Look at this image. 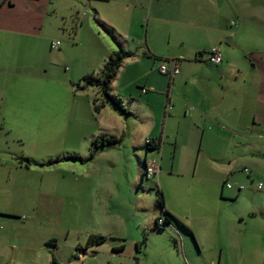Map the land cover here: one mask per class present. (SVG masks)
<instances>
[{
	"label": "rangeland",
	"instance_id": "rangeland-1",
	"mask_svg": "<svg viewBox=\"0 0 264 264\" xmlns=\"http://www.w3.org/2000/svg\"><path fill=\"white\" fill-rule=\"evenodd\" d=\"M52 2H55V5L53 3L50 7L60 5L62 8V11H59L64 18L61 20L62 29L54 33H57L55 40L61 41L63 51H52L54 57L51 56V59L58 61L59 66L49 68L52 72L56 69L58 76L50 75L49 71V79L45 81L47 87L43 102L46 103V111L41 115L35 113L33 115L42 118L43 123L39 126V123L30 118L23 124H16V131L9 136L1 130L0 123V161L8 162L4 167L0 165V208L21 212L23 207L24 210L31 207L27 203L22 205L20 195L24 194L19 192L20 187L18 189L13 187L20 182L21 178H17L20 173H24L33 182V190L39 189L40 185L43 191L46 186L50 191L49 196L37 200L36 211L40 215L43 214L44 219L42 225L40 222L35 223L33 229L39 228V237L40 233L44 235L48 232L47 237H53L56 246L50 245L48 250L43 249L38 257L35 256L37 252L33 251L34 254H30L33 264H211V260H219L220 249H222L220 264H264V189L260 190L257 187L259 183H264V121L254 125L249 119L254 112L259 116L257 111L260 107H251L247 114L249 118L241 123L243 126L241 133L252 134L255 137L241 135L234 143L235 147L229 160L219 163L233 171L227 175L229 183L246 186L240 197L237 200L232 198L221 200L216 191L211 189L208 192L206 188L196 189L199 191L189 188L185 192L187 196H190L191 191L197 196L198 208H207L206 217L210 214L209 223L214 224L218 221L216 214L225 216V223H221L224 227L220 229L218 225V230L210 229L202 236L196 227L195 232L201 240V246L194 231L192 233L177 226H167L164 233L149 235L146 240L147 246L142 245L145 234L148 237V225L155 216L157 186L169 188L171 184L175 186L177 183L186 184L188 178L182 174L188 170L192 171V167L180 169V175H167L166 172L159 171L155 177L148 179L142 177L141 171H144V166L142 170L139 162V158L145 157V148L140 145L146 144V138L159 141L164 127L169 133L176 132L179 120L170 117L177 113L175 104L177 97L184 98L183 78L189 67L188 61L187 59L183 61V73L175 77V81L178 78L177 83L172 86L175 89L173 99L175 108L170 111L168 107H172V104L168 105L165 92L169 86V76L162 75L159 67L161 64H168L170 62L168 59L178 57L182 46L180 47L178 41H170L167 35H164L157 39L160 58L155 60L152 56H147L144 43H136L135 39L134 41L131 39L143 33L142 36L144 35L147 41L149 16L147 12L146 15H142V12L133 9L132 6L128 9L126 5L128 0H124V5L119 0ZM95 10L101 14L100 19L108 26H101L97 22L94 17ZM133 20L136 24L131 28L128 22ZM250 23L249 34L242 39L245 49L241 46L242 49L237 50L236 55L241 57L244 51L254 50V57H262L264 60V19L261 23L260 17L255 16ZM109 26L114 29L113 33L108 31ZM151 26L153 29L152 23ZM159 28L165 30L161 25L155 26L156 31ZM114 38L122 43L120 45L124 46L125 51L133 52V56L124 61L112 83L113 92L122 98L125 111L109 103L98 114L93 109V89L74 94L73 90L74 88L77 90V85L73 87L70 83L65 81L61 83L54 78L59 79L60 75L64 78L63 73L74 74L78 72V68L88 65H91L92 71L99 72L105 60L121 50ZM256 62L259 64L258 60ZM202 65L205 68L217 67L207 60V55L203 58ZM46 66L48 67V64ZM62 66H68L69 70L64 71ZM257 75L261 78L263 74ZM45 82L31 80L35 86L40 83L45 85ZM252 84L256 90L250 92L249 97L250 105L254 106L256 102L258 105L260 99L257 85L264 86V81ZM143 89H149L150 92L145 94ZM242 93L241 105L246 102ZM149 104L153 105V111L150 110ZM182 117L181 124L189 131L185 124L186 119L183 115ZM149 121L150 124L151 121L153 123L152 127L150 125L153 131L149 130ZM246 123L253 129H247ZM201 124V128L209 130V124ZM101 133L117 137L119 144L107 146L111 144L110 141L100 140L98 143L100 146L95 148L92 141L94 136L103 135ZM121 134L124 136L121 137ZM196 134L197 132H191V135L187 136L183 131L177 139L179 152L184 153L183 162L191 159L194 166L201 144V139L198 141L194 138ZM161 141L165 146L161 156L163 161L160 160L158 150L149 152L147 160L150 162V159L156 157L165 169L171 168L173 163L177 168L180 165V155L178 151L175 153V138L164 137ZM203 144H207V140H204ZM104 145L106 147L103 148V152H98ZM133 146L140 148L136 150ZM92 152L93 158H90ZM237 154L241 157L238 158ZM19 156L29 157L38 163H46L49 159L55 160L57 157L63 159L50 166L32 163L29 166L31 171H20V167L12 169V160L17 162ZM204 159H207L204 155L199 157L201 166L204 165ZM230 160L232 161L229 164ZM246 168L252 171L253 183L249 174L245 172ZM10 174L11 179L8 178ZM76 176L79 178L77 187L68 183L74 181ZM57 185H62L66 191L64 202L54 194ZM69 187H73L69 189L72 193L68 192ZM74 189H77L76 194ZM174 193L175 191L173 195ZM254 200H257V205L253 204ZM258 204L262 211L255 208H259ZM252 212H256V216L251 214ZM240 216L244 218L241 222ZM229 231L233 240L227 238ZM226 233L227 240L223 242ZM92 235H101L105 237V241L90 246L93 253L90 252L86 256L87 241ZM214 237L216 247L212 246ZM236 239L240 240L238 247ZM228 240L232 241V245L228 244ZM137 243L141 248L146 247L143 253L136 251ZM123 245L125 249L118 250ZM45 255L48 256L47 260ZM53 258L57 263H53Z\"/></svg>",
	"mask_w": 264,
	"mask_h": 264
},
{
	"label": "crops",
	"instance_id": "crops-1",
	"mask_svg": "<svg viewBox=\"0 0 264 264\" xmlns=\"http://www.w3.org/2000/svg\"><path fill=\"white\" fill-rule=\"evenodd\" d=\"M52 1L53 0H4L0 4V123L1 130L4 131L7 136L16 131V124H23V122L28 121L30 118L39 123V126L40 123H43L42 118H36L33 115L34 113L41 115L42 112L46 111V103L45 101L43 102L44 91L47 87L45 81L49 79V71L51 72L50 75L58 76L56 69L54 72L49 69H54L56 66H59L58 61L51 59V56L54 57L52 51H63L61 45L58 49H52L51 47L53 42L59 41L55 40V35L57 33L55 34L54 32L62 29L61 20L64 19L59 14L62 11L60 5L50 7L53 3L55 5V2ZM119 2L124 5V0H119ZM126 5L128 9L132 6L133 9L142 12V15H146V12L149 15L147 21V41L144 39V35L142 36L143 33H141V35L137 34L136 38H131L133 41L135 39L136 43H144L146 46L145 54H147V56H152L155 60L160 58V46L157 47V39L167 35L170 41L176 40V42L178 41V44H180V47L182 46L181 51L178 52V57L168 59L169 61L174 60L179 64L180 72L177 75L180 76L183 73L182 68L184 60L187 59L186 61H188L189 64L183 78L185 85L184 98L177 97V101H175L177 113L170 117L179 120L176 132L169 133V130L167 131V128L164 127L161 131L158 141L159 146L157 148L147 149L146 144L143 146L140 145L142 148H145V157L144 159L139 158V162L142 170L144 166V171H141L142 177L144 178L146 177V164L149 162L147 160L149 152L158 150L160 160H162L161 156L165 147L163 146L164 144H162V138L166 137L169 139L174 137L176 141L174 149L175 153H177V151L179 152L180 150V146L177 143L178 136L182 134L183 131L184 135L187 136H190L191 132H197L194 138L198 139V141L201 139V144L199 150H197L198 157L195 161V166L192 164L191 159L188 160V162H183V152H179L180 165H178L177 168H175V163H173L171 168L165 169L161 161L156 157L150 159V162L156 163L159 167V171H161V173L166 172L167 175H180V169L184 167H189L191 169L192 167L191 172L188 170L186 173L182 174L185 178H188L186 184L177 183L176 186L171 184L169 188H164L163 186L161 188L158 185L157 190L162 189L165 209L180 221V223H178L170 217L171 223L165 225V227H183L181 224L184 225V227H187L191 232L194 231L197 236V242L201 246V240H199L195 228H199V234L202 236L207 233V231H210V229L218 230V225H220V229L224 227L221 223H225L226 217H222V214H216V217L219 218L218 221L214 224L209 223L208 219L210 214L206 217L208 212L207 208H198L199 199L197 196L194 195L192 191L190 196H187L185 192L189 188L191 190L194 189V191L196 189L206 188L208 192L211 191V189L214 192L216 191V194L219 195L221 200H228L226 198L237 200L242 194V190L246 189V186L244 184L236 186L229 183L227 175L229 172H231L229 174H232L233 171L219 163L229 160L231 151L235 147L234 143L241 135L250 138L255 137L252 134L245 135L241 133L243 128L241 123L249 118L247 114H249L248 111L251 107H260L257 111L259 116L254 112L253 116L249 118L252 123L258 125L264 121V86L257 85L260 90L258 105L256 102V105L251 106L249 97V93H253V91L256 90L255 85L252 83L256 81L261 83L264 81V60L262 57L255 58L254 50L249 52L244 51L245 47L242 43L243 37H247L249 34L251 19H255V16H259L261 23H263L264 0H128ZM100 16L101 14L95 10L94 17L97 22L101 26H108L102 22ZM128 23L131 28H134L136 24L134 20ZM151 23L154 25L153 29ZM160 25L163 26L165 30L159 28L158 31H156L155 26ZM113 30L114 29L111 27L108 29L111 33H113ZM114 40L119 45L120 49L125 51L123 48L124 46L120 45L122 43L118 42L116 38H114ZM241 46L244 47V52L241 57H238L236 51L242 49ZM212 47H217L222 52L223 61L220 64H214L209 60L208 51ZM125 52L130 53L129 57L133 56V52ZM205 55H207V60L217 67L205 68L202 65V60L205 58ZM55 57L58 56L55 55ZM108 59L105 60L104 65ZM256 60L259 61V64ZM46 64H48V67ZM73 64L75 66V63ZM62 69L68 71L69 67L62 66ZM101 70H99V72ZM91 71V65H88L81 69L78 68V72L74 74L63 73L65 76L64 78H62L61 75L59 79L52 77L54 80H59L61 83H64V81L70 83L73 87L77 85V90L75 88L73 90L74 94L78 91L85 92L93 89V109L95 113L97 112L100 114L109 103L106 102L104 107L96 111L94 99L101 98L99 89L96 86L81 88L84 85L83 78L85 75L98 73L97 70ZM55 72L57 73L55 74ZM258 73L263 74V78H258ZM177 75L174 77L166 75L169 76V86L165 92L168 98V105L172 104V107H168L170 111L172 108H175L173 104L175 89H173L172 86H174L175 82L177 83L178 78L175 81ZM32 79L45 82V85H42L43 83L37 84V86L32 85ZM180 81H182V78H180ZM242 84H244V86H242ZM151 87L153 88L154 86ZM111 89L113 92L112 84ZM242 90L244 93H242ZM143 92L148 94L150 91L149 89H143ZM241 93L245 96L244 99L246 100L242 105ZM149 105L150 110L153 111V105ZM167 106H165L166 109ZM256 109L257 108H255V110ZM135 114L136 112H134V115ZM182 115L186 119L185 124L189 127V131L187 127H183L181 124ZM148 119L149 118H147V120ZM201 123H203V125L209 124V130L201 128ZM150 125L152 127V121L151 124L149 121V130L153 131L154 129L151 128ZM246 128L249 130L253 129L247 123ZM101 134L107 135V133ZM123 136L124 134H121V137ZM97 137L94 136V140L97 139ZM204 140H207V144H203ZM154 142L157 143L156 140H154ZM236 143L240 144L239 142ZM115 144H119V142L107 146ZM140 146H133V148L137 150ZM105 147V145L100 147L98 152H103V148ZM201 155L207 158L204 159V165L202 166V163L200 164L201 161H199ZM237 155L238 158L241 157L240 154ZM19 157L17 162L12 160V169H18L20 167V171H31V168L25 165V160H21ZM231 161L232 160L229 161V164ZM7 163L8 162H5V160H3V162L0 161V165L3 167L6 166ZM32 163L41 166H50L49 164H41L38 162ZM249 176L251 183H253L251 170ZM18 177L21 178V180L17 182V186L14 185L13 187L15 189L20 187L21 190L19 192H23L24 195H20L23 201L22 205L27 203L31 205V207L29 206L25 208V210L23 207V211L21 212H12L0 208V264H30L28 262L33 264V259L30 257V254L32 255L34 254L33 251H36L37 254L35 256L38 257L43 249H49L50 245L48 242L53 239V237H47L48 232H45L44 235L40 233L39 237V228L37 227L36 230L33 229L35 223L37 224L40 222L41 224L42 219H44V215H40L36 211L35 206L38 203L37 200L40 197L44 198L49 196L50 191L47 186L43 191V187L40 185L39 189L33 190V182L28 179L24 173L18 174L17 178ZM8 178L11 179V174ZM12 179L15 180L13 176ZM78 180L79 178L76 176L74 181H68V183L77 187ZM228 184H231V187H228ZM69 189H73V187L67 189L69 193H72V190ZM91 189L90 185L89 190ZM74 190L76 194L77 189ZM157 190L156 194H158ZM173 191H175L174 195ZM31 194L33 196H31ZM54 194L63 202L66 200V191L62 185H57L56 193ZM192 196H194V198H192ZM155 200V216L152 218V224L150 223L148 225V237H146L145 234L144 242L142 243V245L144 244L145 246H147L146 240L149 238V235L155 236L166 231V228H156L157 219L162 216V209L158 203V195ZM257 203V200H254L253 204L257 205ZM259 206L258 204V207ZM255 208L261 210L260 207ZM255 213L256 212H252L251 214L256 216ZM243 220L244 218L241 217L240 222ZM234 221L237 222V220ZM226 236L227 233L223 242H226ZM227 238L231 240L234 239L231 237L230 231ZM215 242L216 238L214 237L212 239V246L215 245ZM236 243L238 247L240 245V240L236 239ZM228 244L232 245V241L228 240ZM139 245L138 243L136 244V251L138 253H143L146 247L141 248V245ZM90 252L93 253L91 247L85 249L86 256ZM45 258L47 260L48 256L45 255ZM78 260L80 259L78 258ZM221 260L222 249H220L219 252V260H211L210 262L211 264H220Z\"/></svg>",
	"mask_w": 264,
	"mask_h": 264
},
{
	"label": "trees",
	"instance_id": "trees-1",
	"mask_svg": "<svg viewBox=\"0 0 264 264\" xmlns=\"http://www.w3.org/2000/svg\"><path fill=\"white\" fill-rule=\"evenodd\" d=\"M130 56L129 52H125L122 49L119 51H116L115 53H113L108 61L106 62V64L104 65V67L102 68V70L100 72H98L97 74H88L85 75L83 80H84V85L81 88H85L87 86H96L99 89V94L101 96V98H95L94 99V103H95V109L96 111H99L102 107L105 106V103L108 102L110 104H112L113 106L118 107L120 110L125 111V107L123 104V100L122 98L115 94L114 92H112L111 89V84L112 81L116 78L119 69L121 68L124 60L126 58H128ZM102 140L103 142L106 141H110V143H118L119 139L115 136H108V135H100L97 137V139H95L92 143L93 146L98 147L100 146L99 141ZM154 142V140L150 139V142L146 143L147 145V149H151L154 147H158L159 143L157 141V143ZM156 145V146H154ZM93 152L91 153L90 158H93ZM76 157V156H75ZM21 160H25V165L26 166H30L33 162V160L29 157H19ZM78 158V157H76ZM63 158L61 157H57L55 160L54 159H49L46 163H41V164H53L55 162H59L61 161ZM157 195H158V203L160 208L162 209V216L164 218V223L163 225H160L158 223V219L156 222V228L159 229H165V225L171 223L170 222V217L174 220H176V222L180 223V221H178L175 217H173V215H171L166 209H165V203H164V196L161 190H157ZM181 226L184 227V225L181 224ZM185 229H187L189 232H191L187 227H184ZM54 239H51L48 244L49 245H54L56 246V244H54ZM105 241V237L101 236V235H92L90 236V238L87 241V246L86 248H89L90 246H93L95 244H101L102 242ZM124 249V245L121 246L120 249L118 250H123ZM53 263H57L56 259L53 258Z\"/></svg>",
	"mask_w": 264,
	"mask_h": 264
},
{
	"label": "built area",
	"instance_id": "built-area-1",
	"mask_svg": "<svg viewBox=\"0 0 264 264\" xmlns=\"http://www.w3.org/2000/svg\"><path fill=\"white\" fill-rule=\"evenodd\" d=\"M4 0H0V4L3 2ZM61 45L60 41H55L52 43V49H58ZM208 56H209V60L210 62L214 63V64H220L223 61V55L222 52L217 48V47H212L210 48V50L208 51ZM159 70L161 72V74L163 75H169L170 77H174L175 75H177L180 72V66L177 62L170 61L168 64H161V66L159 67ZM148 142H150V139L146 140ZM159 172V167L156 165V163L154 162H148L146 164V171H145V175L147 178H153L155 177ZM245 172L247 174H250V170L248 168L245 169ZM228 187H231V184H228ZM243 187V186H242ZM258 189H264V183H259L258 184ZM158 223L160 225H163L164 223V218L161 217L158 219ZM216 264V263H213Z\"/></svg>",
	"mask_w": 264,
	"mask_h": 264
}]
</instances>
